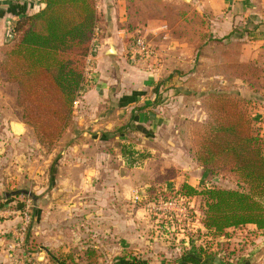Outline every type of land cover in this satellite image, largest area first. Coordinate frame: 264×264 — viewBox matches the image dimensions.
<instances>
[{
	"label": "rangeland",
	"instance_id": "rangeland-1",
	"mask_svg": "<svg viewBox=\"0 0 264 264\" xmlns=\"http://www.w3.org/2000/svg\"><path fill=\"white\" fill-rule=\"evenodd\" d=\"M193 1L184 0L187 5L181 6L177 5V3L163 2L166 7L163 5L160 7L159 4H156L152 0H142L141 2L122 0L121 4H115L116 12L118 14H126L128 17L126 27L130 26L133 28V35L142 34L152 50L155 51V55L145 59L146 65L154 66L156 63L160 64L158 50L161 46L169 45L171 39L165 37L170 35V32H175L174 36L189 41L196 48L195 50L198 51V60H196L195 64H192V61L195 60V55L192 58L188 54L183 53L175 58L170 56V52L166 53L168 59L166 65L168 69L165 77L169 75L176 76V80H178L176 89H180L181 92L187 91V79L191 77L194 80L197 92L192 96L176 100L177 103H173L175 106L173 113L177 117L176 123L179 130V139L172 145V148L162 149L165 157H160L162 158L160 160V158L158 159V154L153 155L150 152L153 157H157V161H153L143 169L124 168L121 162L116 159L112 167L116 174L114 181L107 183L98 180L85 184L88 186V189L90 187L95 188L98 185L96 187H99L102 195L99 196L98 210L89 214H83L84 212L78 208L72 211L57 208L56 201L62 200L59 198L54 199L56 201L52 208H49L51 197H47L46 201H43V195H46L50 190L64 189L62 187L63 183L58 178V172L60 171L58 162L60 159H58V155L56 154L59 149H55L57 143L52 148H48L42 144L43 150V148H35L37 147L35 141L40 142L37 134L31 133L23 140L24 145H28L24 149L26 153L32 149L31 153H33V156L40 163L44 159L46 160L51 157V165L57 171L56 173L50 172L51 175H54L53 181L42 180V178L40 181H35L34 187L40 186L41 188H34L32 185L27 186L25 184L22 185L23 188H20L28 190L37 196L36 203L30 197L23 195L11 197L7 200L4 197L5 193H11L20 189L12 190L6 184L0 186V207L2 209L5 208L7 203L12 201L15 204L11 207L19 208L25 212L27 210L32 212L33 221L26 236V248L27 237L30 234L29 242H32L33 249L36 250L33 255L40 258V253L42 251L45 252L47 247L49 248V246L45 245L48 244V239L51 237L54 242L57 241L59 243L60 248L66 247L65 251L61 252L57 246L55 248L56 251H52V255L56 257L66 254H80L81 249L97 245L100 247L98 250L100 254L98 264H118L122 260L125 262L135 260L145 264H180L188 255L194 254L195 247L203 246L209 251H214L217 248L216 242L227 240V238L219 239L214 237L203 227L201 223L203 213L200 210L202 205L201 198L188 202L191 211L185 208L183 205L185 202L183 201L179 203L156 204V200L154 199L155 195L161 191H170L175 187L178 188L185 182L194 184L196 187L217 185L222 188L237 189L235 178L211 173L210 170H205L196 163L194 155L195 133L199 129L201 121L208 119V112L204 106L208 91H228L240 95L243 94V91H253L252 93L257 94L264 92V81H262L263 83L255 81L254 87H250L247 83H245V86L230 78L228 70L233 69L230 66L231 64H229L230 62H228V66H223V69L227 70L228 73L224 75V78H220L219 68L212 66L208 62V58L217 59L221 56L223 60L234 61L240 53L239 43L233 40L229 44L223 43L219 47L221 43L215 42L216 39L210 40L207 30H209L208 26L210 24L209 17L213 16L208 13L203 14L199 12ZM104 2L105 0H100L99 6L101 18H103L102 22H104V16L107 11ZM191 17L197 18L191 19ZM158 20H164L168 25V29L167 27L165 30L161 29V23ZM122 27L124 26L118 22L116 29ZM98 35L97 39L99 40L96 42V55L91 59V67L89 68V80L91 83H94L95 70L97 69L96 60L94 59L98 56L100 46L105 37L103 35L102 38V33L100 32H98ZM212 41L214 43H211ZM208 44L211 45L209 46ZM111 45H113L112 42ZM126 55L127 60L130 62L129 54L127 53ZM190 64L193 65V70L188 74L186 71L190 69ZM221 72L223 71L221 70ZM259 72L264 73V69H259ZM214 76L216 78L211 79ZM197 101H200L201 104H198ZM155 104L158 105L159 101L155 100ZM256 104L258 105L257 101ZM252 109L254 112L257 106L253 105ZM256 130L260 131L257 120ZM72 135H67L65 139L63 137V141L69 143L74 139ZM3 152L7 153V151L0 150V157L3 156L1 154ZM24 156L27 157V154H24ZM56 161L57 164H55ZM53 162L54 165L52 164ZM83 191H85V187ZM106 192L109 195L108 210L106 205L107 199L104 194ZM65 193L71 195L73 191H66ZM82 199L84 198L72 196L68 201H76L79 206ZM90 205L92 204H88L87 208ZM165 213H174L179 217H174V220H170V218L164 215ZM48 225L52 229L51 236H49ZM34 228H40L39 234ZM252 229L254 228L244 227L228 231V235L231 238L229 244L248 246L245 255L223 260L224 262H218L217 260L205 262L202 260V263L264 264V232L260 233ZM59 236H63V239H59ZM40 259L43 260V264H48L49 257L48 259L42 257Z\"/></svg>",
	"mask_w": 264,
	"mask_h": 264
},
{
	"label": "crops",
	"instance_id": "crops-1",
	"mask_svg": "<svg viewBox=\"0 0 264 264\" xmlns=\"http://www.w3.org/2000/svg\"><path fill=\"white\" fill-rule=\"evenodd\" d=\"M132 1L141 2L142 0ZM116 3L121 4L122 0H105L104 6L106 5L105 9L107 11L105 10L106 15L104 16V22H102L103 18H101L102 15L99 9L100 0H98L99 24H101L99 25V32L102 33V38L103 35L105 36L103 38L105 42L102 41L99 54L94 59L97 64L94 83L89 80L90 73L88 72V83L84 95L79 98L75 105L74 125L67 130L63 138L65 139L67 135L73 134L74 139L69 143L62 139L55 147L60 151L56 152L58 159H60L58 162V165H60L58 178L63 183L62 187L64 189L50 190L46 195H43L44 202L47 197H51L49 208L54 205L56 201L54 199L59 198L62 199L56 201L59 209L72 211L78 208L84 212L83 214L97 211L99 196L102 195V191L99 187H96L98 185L95 188L90 187L88 189L85 184L98 180L107 183L114 181L116 174L112 167L116 159L121 162L124 168H129L125 159L116 152V141L130 137L137 150L148 151L153 155L158 154V159L165 157L162 149L172 148V145L179 139L177 117L173 113L175 109L173 103H177L176 100L192 96L197 92L194 80L191 77L187 79V91L185 92L176 89L178 86L176 76L169 75L165 77L168 69L166 65L168 61L167 52H170V56L175 58L183 53L192 58L195 55L192 64H195L198 60V51L195 50L193 44H190L189 41L178 40L173 32L165 37L171 39L169 45L161 46L158 50L160 64L157 65L155 70L151 65H146L145 62L137 63L127 60L126 54L128 53L130 38L133 35V28L126 27L128 17L126 14L116 12ZM193 3L199 12L213 16L209 17L210 24L208 26L209 30H207L210 40H222L232 36L230 40L220 41L219 47L223 43L227 45L234 40L240 46L238 56L240 63L256 65L260 69H264V0H194ZM33 12V10L27 11L26 8L16 4L0 6V50L7 41L6 25L8 20ZM158 21L161 23V29L165 30L166 27L168 29V25L164 20ZM118 22L124 27L116 29ZM122 32L126 33L123 34ZM107 42L109 43L106 45ZM111 42L113 45H111ZM208 59L212 66L219 68L220 78H224L226 74L221 70L223 71L226 61L221 56L217 59ZM189 66L190 69L186 71L188 74L193 70V65L190 64ZM217 77L219 78V76ZM234 80L245 85L243 80ZM255 81H264V73H260ZM16 92L17 88L14 84H8L0 80V150L7 151L6 154L1 153L3 156L0 157V186L6 184L12 190L23 188L22 185L24 184L34 187L35 181H40L41 178L42 180L53 181L54 175H51L50 172H57L55 171L56 168L51 165V157L40 163L31 153L32 149L27 153L24 151L28 145L25 146L23 140L29 134H36V132L34 128L24 122L23 110L16 105ZM252 92L243 91L242 96L252 100V106H257V109H254L253 117L260 126V133L264 136V92L262 94ZM155 100L159 101L158 105L155 104ZM197 103L201 104L200 101H197ZM201 122L204 123L205 121ZM35 142L37 146L35 148H43L44 150L40 142L37 140ZM24 154H27V157H23ZM153 158L148 164L157 161V157ZM52 164L54 165V162ZM55 164H57V161ZM84 187L85 191H83ZM66 191H73V193L68 195L65 193ZM104 194L107 199L108 210L109 195L108 192ZM72 196L84 198L80 202L79 206L81 207L78 206L76 201H68ZM90 203L92 205L87 208ZM13 204L15 202L12 201L6 204L3 209L4 213L0 218V264H4L6 261L5 239L21 222L22 210L11 207ZM48 227L49 236H51L52 229L51 226L48 225ZM247 227H253L252 230L257 231V227L254 225H248ZM34 230L37 233L40 232V228H34ZM58 238L63 239V236ZM48 240V244L45 246H49V248L47 247L45 252L42 251L40 256L38 254L40 258L48 259L53 254L52 251H56L57 246L61 252L65 251V246L62 249L59 247V243L54 242L51 237ZM94 246L100 248L97 245ZM217 261L220 262L219 259Z\"/></svg>",
	"mask_w": 264,
	"mask_h": 264
},
{
	"label": "trees",
	"instance_id": "trees-1",
	"mask_svg": "<svg viewBox=\"0 0 264 264\" xmlns=\"http://www.w3.org/2000/svg\"><path fill=\"white\" fill-rule=\"evenodd\" d=\"M40 1L44 6L19 17L15 36L1 48L0 80L16 86V105L23 110L24 122L34 128L41 144L52 148L74 125L75 105L88 83L87 63L99 29L100 14L98 0ZM152 1L160 7H166L163 2L187 5L184 0ZM224 60V67L230 62L233 68L228 70L230 78L254 87L259 66L242 64L238 58ZM223 72L228 73L225 69ZM204 106L208 119L199 124L195 133L196 163L211 173L235 178L237 189L183 183L155 195L156 204L183 201L189 211L188 202L201 198L203 227L214 237L227 238L216 242L214 251L195 247L194 254L180 264H203L202 260L218 259L224 262L242 256L248 246L229 244L228 231L248 225L256 226L257 232L264 231V136L256 130L252 101L240 94L214 91L208 93ZM115 148L131 169H143L154 159L148 151L137 150L130 137L116 141ZM164 215L170 220L179 217L174 213ZM29 239L30 234L26 251L33 255L36 250ZM98 250L89 246L76 255H50L48 264H98ZM118 264L145 263L122 260Z\"/></svg>",
	"mask_w": 264,
	"mask_h": 264
},
{
	"label": "built area",
	"instance_id": "built-area-1",
	"mask_svg": "<svg viewBox=\"0 0 264 264\" xmlns=\"http://www.w3.org/2000/svg\"><path fill=\"white\" fill-rule=\"evenodd\" d=\"M16 4L21 5L26 8V10H39L42 7L40 0H0L1 5ZM18 18H10L7 22V40H10L15 36V25ZM98 32L96 30V38L94 40V45L92 47L91 55L88 59V72L91 67V59L96 55L98 41ZM125 34L126 32H122ZM128 54L132 62H145L146 58H150L155 55V51L152 50L150 45L147 43L146 38L142 34L132 35L128 45ZM158 63H156L152 68L155 70ZM29 208V207H28ZM4 210L0 207V218L3 215ZM33 221V215L30 210L26 212L22 210L21 212V222L16 227L14 231L8 235L5 239V254L6 261L4 264H43V260L38 258L36 255H31L26 251V236L31 228Z\"/></svg>",
	"mask_w": 264,
	"mask_h": 264
},
{
	"label": "water",
	"instance_id": "water-1",
	"mask_svg": "<svg viewBox=\"0 0 264 264\" xmlns=\"http://www.w3.org/2000/svg\"><path fill=\"white\" fill-rule=\"evenodd\" d=\"M18 195H23V196H28L30 197L34 203H36L37 201V196H35L32 192L28 191V190H25V189H20V190H17V191H13L11 193H5V196L6 198H11V197H16Z\"/></svg>",
	"mask_w": 264,
	"mask_h": 264
}]
</instances>
